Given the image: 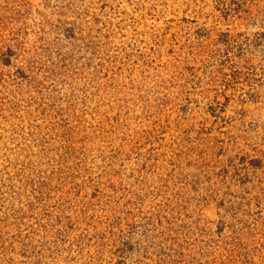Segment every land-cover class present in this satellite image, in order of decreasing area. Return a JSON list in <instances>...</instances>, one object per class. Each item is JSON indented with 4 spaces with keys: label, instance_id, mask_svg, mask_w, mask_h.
I'll list each match as a JSON object with an SVG mask.
<instances>
[{
    "label": "rangeland",
    "instance_id": "obj_1",
    "mask_svg": "<svg viewBox=\"0 0 264 264\" xmlns=\"http://www.w3.org/2000/svg\"><path fill=\"white\" fill-rule=\"evenodd\" d=\"M0 264H264V0H0Z\"/></svg>",
    "mask_w": 264,
    "mask_h": 264
}]
</instances>
